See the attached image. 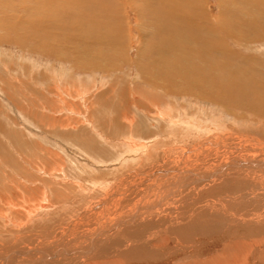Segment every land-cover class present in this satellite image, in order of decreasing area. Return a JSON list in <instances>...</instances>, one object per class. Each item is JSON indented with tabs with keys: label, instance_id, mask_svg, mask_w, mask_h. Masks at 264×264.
<instances>
[{
	"label": "rangeland",
	"instance_id": "374dc122",
	"mask_svg": "<svg viewBox=\"0 0 264 264\" xmlns=\"http://www.w3.org/2000/svg\"><path fill=\"white\" fill-rule=\"evenodd\" d=\"M185 19L192 20L195 24L199 23L198 25L205 26L210 31L206 32L207 29L202 27L205 30L202 34H197L201 32L198 29L185 32L182 22H186ZM218 32H221V35ZM209 35L212 38H209ZM201 38L204 39V43ZM200 60L203 62L201 63ZM226 65H229V68ZM212 66L215 67L214 76L209 74L212 73ZM185 67L201 69L198 71L201 75L195 79L197 90H201L200 87L202 89L204 86L209 87L212 83L209 79L216 77V81L219 80L216 86L220 87V93L227 94L235 100L234 103L230 104L228 99H220L219 103L215 102L216 105L218 103L217 109L214 107V109H209L211 112L200 115L198 111L203 109L195 104L196 100L192 99L193 97L189 96V100L177 102L175 99L177 97L173 94H168V96L161 89L149 88L148 84L151 81L158 88H162L165 82L168 84L173 80L176 82L179 70ZM263 69L264 0H0V198L4 196L8 202L13 201L12 204L15 202L13 204L15 208H13L8 205L9 203L4 204L3 200H0V238L6 239L0 241V255L6 253L8 249L15 247L19 249L17 246L22 248L23 244L15 240L13 236L21 235V228L17 224H20L18 220L22 217L17 211L22 210L21 205L24 199H30L33 203L44 191L54 209L57 208L60 211L64 207V210L70 211L62 215H51L47 220L36 221L32 224L33 228L42 231L48 225L57 228L58 225H62L58 223L64 221L63 224H65V222L80 217L82 210L102 197L101 192L105 190V187L116 182L114 178L124 179L130 173V169L131 171L137 169L139 163L146 160L144 157L148 154L152 158L147 157V159L154 160V164L160 161L164 163L162 166L160 163L157 164L158 166L152 163L150 167L154 166L157 171L165 175L164 177L170 175L167 172L168 168L180 158L176 154L179 151L172 152L176 147L187 144L186 140L191 138H184L190 136L191 133L186 134L185 128L183 131L180 130L181 134L163 129L162 123L154 118L158 113V107L150 112L151 115H145L147 113L144 110L149 111L153 108L159 93L167 97L164 96L163 101L168 99L178 105V108L182 109L181 114L187 106L192 107L193 110L190 108L189 111L194 113L193 117L202 122L206 117L210 119L212 114L218 116L225 113L226 116H232L236 121L264 120L255 113L259 109H264V101L261 102L262 104L257 101L264 99L263 89L259 90L261 85H264ZM164 73L166 78L161 76L160 79V75ZM219 76L220 78H217ZM167 78L171 79V82H168ZM244 81H248L250 85L246 84V87L244 84L241 88ZM234 87L235 90L237 89L236 92ZM251 90L252 99L249 95ZM256 90L262 92L259 94ZM145 104L151 106L146 108ZM162 106L161 108H164L163 104ZM247 107H257L258 110L254 109L252 113L253 111ZM72 112L82 115L83 119H80L82 124L80 122V125L74 129L72 124L61 126L64 121L74 124V119H79ZM123 115L126 118L134 117L133 129L125 123L126 118H123ZM247 134L253 135L252 133ZM101 135L110 136V141L104 142ZM128 135L134 136V139L137 137L145 139L150 144L144 157L138 160L123 157L116 164L118 166L111 167L118 162L116 157L120 151L119 144L121 151H125L122 149L125 145L121 140L126 139ZM175 140L180 143L174 144ZM192 143L193 147H196L198 142L193 141ZM161 151L171 153L168 158H165L166 162L162 160ZM156 154L159 156H155ZM200 157L198 156V159ZM148 160L143 165L142 173L148 169ZM56 161L65 162L67 172L60 171L57 174L54 170L55 176L50 174L52 179L39 173L52 171L57 167L53 164ZM69 162L72 164L70 165ZM204 166L198 165L195 169L204 172ZM163 170L165 172H162ZM25 179L28 180L25 181ZM110 180L111 183H108ZM140 181L135 182L144 192L142 194L144 196L145 192L150 194L148 190L151 184L148 178ZM146 184L148 189L145 187ZM156 187L161 190L159 189L160 182ZM184 187L177 190L183 191L182 196L169 198V210L174 211L173 205L182 206L201 210L200 213L204 214L212 212L211 214L219 217L220 205L214 204L217 200H212V206L217 205L213 208L214 211L207 210L208 204L205 203L209 197L205 196V191L199 193L192 186L186 189ZM225 189L224 186L220 190L224 193ZM139 191L133 190L128 196V200L132 199V201L127 200L123 205V210L114 213L115 215L112 212L111 217L128 216L130 209L143 196L138 194ZM157 193L145 197L153 201L155 196L162 198L166 194L165 191L164 193L157 191ZM81 199L87 200L88 203L87 201V204L83 203ZM224 202L230 203L228 200ZM44 203L49 205L48 201ZM196 203L198 206H194ZM54 209H51L53 211L50 213L53 214ZM94 218L95 216L90 221H93L90 225L93 231L96 227L98 228ZM12 219L16 224L11 222ZM201 221H204L202 225L204 228L213 227L219 234L225 231L223 223L214 224L208 217L202 218ZM13 224L18 227L15 226L17 227L15 228ZM193 228L196 226L194 225ZM149 230L146 228L144 232L138 229L129 234L125 232L128 235L124 233L122 237L125 238L123 240L140 238L146 235V232L149 233L151 231ZM10 231L14 232L13 235L9 233ZM200 235L198 236H203ZM45 237L50 239L52 235L46 234ZM123 240H113L111 244L106 245L105 250L111 245L123 246L125 243ZM204 241L202 240V243ZM205 243L209 244L210 238ZM222 247L224 248V245L218 253L223 250ZM99 252L103 254L96 261L117 258L111 257L112 254L104 253L103 250Z\"/></svg>",
	"mask_w": 264,
	"mask_h": 264
},
{
	"label": "bare ground",
	"instance_id": "6f19581e",
	"mask_svg": "<svg viewBox=\"0 0 264 264\" xmlns=\"http://www.w3.org/2000/svg\"><path fill=\"white\" fill-rule=\"evenodd\" d=\"M185 21L186 22L182 21L183 30L185 32H192L193 30L197 31L196 29H198L199 31L201 30V32H197V34L200 33L202 34L203 32H205L204 29H207L206 32L208 31V28L202 26L204 28L203 29L201 25H198L199 23L195 24L192 22V20L190 21L189 19H185ZM193 36L194 35H192V37ZM209 38L212 37L209 35ZM204 42L205 41L203 39V43ZM166 43H164V45H166ZM213 54L215 55V53ZM194 56L192 57L194 58ZM200 57L199 59H201ZM199 59L197 60L199 61ZM200 61L201 63L203 62L202 60ZM205 66L206 65H204V67ZM256 67L257 65L255 66V68ZM212 69H213L212 73L209 74L214 76L215 67H213ZM200 70L201 69L199 68L185 67V69L179 70L180 73L177 78L178 80L176 79L177 80L176 82L174 80L170 84L165 82L162 88H158V86L151 81L150 84H148V86L153 90L156 88L161 89V91L164 92L165 95L173 94L175 97H177L175 98L177 99V102H179L180 100H184V101L189 100L188 98L189 96H191L190 98L193 97L192 99L196 100L195 104H198L199 108L203 109L198 111V114L200 115L202 113L204 115L206 114V112H211L209 111V109H214V107L216 108V106H218V103L220 102V99H228V102H230V104H233L235 101L234 99H231L229 96H227V94L223 95V93H220V87L218 86L219 87L218 88L216 86L217 82L219 81L218 79H217L218 81H216V77L209 79L210 81L212 80V83L209 87L204 86L203 89L202 87H200L201 90L196 89L197 86H195V79L196 77H198L199 75L198 71ZM176 73L178 72L176 71ZM161 76L166 78L165 73L163 75L162 74L160 75V79ZM223 77L224 76H222V78ZM168 78L167 81L171 82L170 81L171 79ZM217 78H220V76ZM249 81L252 80L249 79ZM247 82L248 81L246 82L244 81V83L241 85V88H243L242 86L244 84L247 87L246 84H249V82L248 83ZM201 84L203 83L201 82ZM238 86L240 87L239 84ZM260 89H263L264 92V85H261L259 90ZM260 92L262 91H259V94ZM251 94H252V90L249 95ZM165 95L159 93V96H156L157 101L154 102L153 108L152 109L150 108L151 110L149 111H147L148 109L144 110L147 113L145 115H151L150 112H152L153 109L158 107L157 109L158 113L155 114L154 118L162 123L163 129L166 128L174 133L176 132V134L177 133L181 134L182 132L180 130L183 131V129L185 128L184 130L187 131V132L185 131L186 134L191 133L190 136L184 138V139L191 138L189 140H186L187 144L185 145L182 144L183 146L181 147L178 146L179 148L178 147L175 148V146H173L175 150H173L172 153H176V151L177 152L179 151L176 154H178L177 156H179L180 158L177 159L176 163L175 162L173 163V166L168 168L167 172L170 173V175L164 177L165 175H163L161 171L160 172L157 171L154 168V166L150 167L152 163L155 166H158L157 164L159 163L162 166L164 163L160 161L154 164L155 162L154 160L149 161L150 159L149 160L147 159V157L149 158L151 157V155L148 154L145 157L143 156L150 145L146 142L145 139H141L140 137H137L136 140L134 139V136L128 135L126 139L121 140V142L124 143L121 144L125 145V147L122 146V149L125 151H121V146L118 143L119 144L118 148L120 149L116 157V160L118 162H115L111 167L118 166L116 164H118L120 159L123 157H132V159H137V160L138 158L140 159L144 157L146 158V160H148L147 162L148 169L145 170L143 169L145 172L142 173L143 165L146 164V160H145L144 162L139 163L141 166L139 165L138 168L135 167L137 169L132 171L130 169L129 171L130 173L128 174V176L124 177V179L120 180L121 178L118 177L114 178L116 182L109 184V186L105 187V190L101 192L102 197L97 202L94 201L91 202L86 209L82 210L80 217L77 216L78 218L73 219L72 221L65 222V224H63L64 221L63 223H58L62 225L59 226L57 224L58 225L57 228H52L51 225H48L47 227H45V230L39 231L38 229L33 228L34 226H32V224L35 223L36 221L47 220L51 215L54 214H61V215L63 213L66 214L68 213L69 210L68 211H66L67 209L64 210L65 209L64 207L63 210L60 209V211H58L57 208L54 209L53 204H51V202L47 199L44 191H42L39 194L38 199L33 203H31L30 199H24L22 201L23 204L21 205L22 210L17 211L22 217L21 220H18V222H20L21 225L17 224L19 225V228H21L20 230L21 235L15 234L13 236L15 240L23 244L22 248H20L21 246H17L19 247V249L15 247L12 249H8L6 253L1 254L0 264H174V263L176 264H264V188H262V186L264 185V125H262L264 123V120L261 119L258 120L257 122H246L247 119H245L246 121H240V120L236 121L232 116L229 117L226 116L225 113L222 115L221 114L218 115L219 117L212 114V117L210 119H206L207 117L205 116L206 118L202 122L198 120L196 117H193L194 113L189 111L190 108L192 109V107L187 106V109H185L184 112H182L181 114L182 109L178 108V105L174 104V102L165 99L164 100L165 103H164L163 99L166 97ZM161 97L163 98L160 99ZM249 97L250 96H248V98ZM245 99L247 100V97ZM251 99H252V95H251ZM161 101H163V103ZM257 101L261 103L264 101V99L263 98L258 99ZM157 102H159V104H156ZM215 102H218L217 105L215 104ZM162 104L164 105V108H161ZM236 104L238 103L236 102ZM148 106H146V108ZM211 106H213V108ZM247 108L253 111L252 113H254V109L258 110L257 107L256 108L247 107ZM255 113H257V115H259L260 118L264 119V109L263 110L259 109V111H256ZM72 114L79 117V119H74V124L71 122L67 123V121L66 122L64 121L61 124V126H66V125L70 126L72 124L73 125L72 127L74 129L76 128V126L80 125L79 124L80 122L82 124V121L80 120L83 119L82 115L76 114L75 112H72ZM123 118H126L125 115H123ZM237 118L239 119V116ZM125 121H126L125 123L128 124L130 128L132 129L134 128V123H135L134 117L130 116L129 118H126ZM228 124H230V126H227ZM247 133H252L253 135H249ZM101 137L103 141L106 143L107 141H110L109 139L110 136L104 137L103 135H101ZM193 141L198 142L196 144V147L194 146L195 148L192 145ZM177 142L178 141H176L174 144L177 145L180 143ZM189 144L192 146H190ZM202 153L203 155H201ZM170 155L171 153L169 154V151H161V157L163 161L167 160L165 158H168V156ZM155 156L158 157L159 155L156 154ZM198 156H201L200 159H198ZM194 158L195 160H193ZM129 159L130 158H128V160ZM61 161L60 163L57 161L56 163H53L57 167L53 168L52 171H42L39 173L41 175L43 174V176H46L49 179H52L51 178L52 176L50 174L55 176L54 170L57 171V174L60 173V171H66L65 162H61ZM69 164L71 165L72 163L69 162ZM198 165H205L204 166L205 171L202 172L201 170H196L195 166ZM162 172H165V170H163ZM58 178L59 177H57V179ZM145 178H148V182L149 184H151L149 186L150 189L148 190V193L150 194H147L145 192V196L156 194L157 191H159V193L162 192L164 193L165 191L166 194L162 196V198L154 195L156 198L153 201L147 200V198L142 194L144 192H142L141 189L138 188V184L135 182L136 180L143 181ZM27 180L28 179H25V181ZM109 182L111 183V180L108 181V183ZM159 182L161 186L159 189L161 190H158L156 187V185L159 184ZM92 185H94V183ZM188 186L194 187V189L195 190L197 189L199 193L205 191L206 194L205 196H208L210 200V201L207 200L205 203L208 204L207 210L211 209V211H214L213 208H215L217 205H220L219 208L221 209L220 210L217 209L218 211L222 212V213L219 212L218 215L219 217H216V215L211 214L212 212H209V214H204V213H200L201 210L199 211L196 209L193 210L192 208H187L182 206L178 207L173 205L172 207L174 208L172 209H174V211L169 210L168 209V207L170 206V204L168 205V203H170L168 202L169 198L182 196L181 192L183 191L179 192L177 190L183 187L186 189ZM224 186L226 188L225 189L226 191L223 193L220 189ZM145 187L147 188V184ZM84 189H86V187ZM137 189H139L140 191ZM133 190L139 191L138 194H142L143 196L140 198V200L138 199V201H136L134 207L132 206L133 208L130 209L129 215L128 216L126 215V217L123 218L119 216L111 217L112 212L114 214L116 212L123 210L124 207L123 205L129 199L128 196L131 192H133ZM17 198H19V196ZM213 199H215V201L217 200L216 203H214L217 204L215 206H212ZM0 200H3L4 204L9 203L8 205H11V207L15 203L14 202L12 204L13 201L8 202V200H6V197L4 196H1ZM224 200H228L230 203H225ZM46 201H48L49 205H46L44 203ZM81 201L83 203H86L87 200L85 201L84 199H81ZM129 201H132V199L128 200V202ZM194 206H198L197 203ZM13 208H15V206H13ZM51 209H54L55 211L53 214L50 213ZM70 216L72 215L70 214ZM94 216H95L94 219H96L95 221H97L95 222V224L98 225V228L96 227L95 231H93L94 229L91 230V226H90L93 222L90 221L93 220ZM58 217H60V215ZM207 217L214 224L223 223L225 225V231L219 234L218 231H215L213 227L208 226V228H204V226H202L204 221H201V219L202 218L206 219ZM218 218H222V219L218 221L217 220ZM58 220L56 219V221ZM11 222L15 223L13 219L11 220ZM194 225L196 226V228H193ZM146 228H148V230L150 228L151 231L149 230L150 231L149 233L146 232V235H144L143 237L140 238L136 237L132 239L129 238L128 240H123L125 238L124 236L122 237V235L125 232H128L129 234L138 229H141L142 231L145 232ZM152 228L154 230H152ZM203 229L207 231L204 232ZM3 230H5V228ZM9 233L13 235L14 232L10 231ZM199 233L203 236H201ZM46 234L52 235V237L50 239H46L47 238L45 237ZM125 234L128 235L127 233ZM198 235H200L201 237H199ZM6 236L8 237L9 234ZM209 238H210V243L206 244L205 242H208ZM121 239L123 240V242H125L123 246L117 244L115 246L111 245L109 246V249L107 247L108 250L107 249L105 250L106 245H108L110 242H112L113 240L120 241ZM1 240L3 241L6 239L1 237L0 241ZM202 240L203 241L205 240L204 243H202ZM222 245H224V248L222 247L223 250L222 251L220 250L221 252L218 253ZM102 250L104 253L108 252L109 254H112L113 256L111 257H117V258L102 259L96 261V259H98V257H100V255L103 254L99 252Z\"/></svg>",
	"mask_w": 264,
	"mask_h": 264
}]
</instances>
